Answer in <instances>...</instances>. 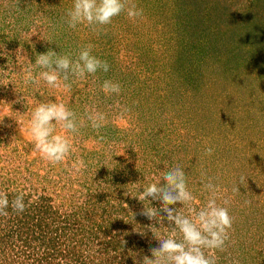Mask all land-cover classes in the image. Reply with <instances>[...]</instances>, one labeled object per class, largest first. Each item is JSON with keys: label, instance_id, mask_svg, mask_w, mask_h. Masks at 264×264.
<instances>
[{"label": "rangeland", "instance_id": "rangeland-1", "mask_svg": "<svg viewBox=\"0 0 264 264\" xmlns=\"http://www.w3.org/2000/svg\"><path fill=\"white\" fill-rule=\"evenodd\" d=\"M73 4L0 0V191L10 201L23 192L27 206L0 215V264H143L159 244L152 231L171 228L141 214L160 202L136 197L175 165L191 207L206 203L209 179L228 201L233 224L211 250L216 264H264V0H129L142 16L122 12L97 31L68 26ZM87 44L108 72L73 78L70 91L25 84L37 54L75 59ZM105 80L120 94L105 95ZM49 100L84 121L58 164L35 150L29 127L31 109ZM93 107L107 117L98 130L85 115ZM77 158L86 167L73 174Z\"/></svg>", "mask_w": 264, "mask_h": 264}, {"label": "clouds", "instance_id": "clouds-1", "mask_svg": "<svg viewBox=\"0 0 264 264\" xmlns=\"http://www.w3.org/2000/svg\"><path fill=\"white\" fill-rule=\"evenodd\" d=\"M125 11L132 20L143 15V9H138L135 4L129 6V0H74L73 7L67 12V23L72 29L84 24L97 31L111 24L115 17ZM93 48L92 44L82 47L75 59L71 54H57L51 48L37 54L35 63L29 61L27 68L23 70L25 84L39 85L44 81L49 87H63L65 91H70L69 81L73 78L84 79L86 74L108 72L109 63L94 55ZM34 68L40 69L36 75L33 74ZM101 90L105 95H119L121 85L112 80H105ZM85 115L91 127L96 130L103 127L107 120L106 115L94 107L86 109ZM83 123V120L78 122L77 114L63 102L53 100L40 102L31 109L29 121L35 150L51 164L64 162L75 150L72 134L78 133ZM57 126L62 130L60 133L56 132ZM212 152L211 147L206 149V154L211 155ZM85 167L84 160L77 158L72 162L70 171L73 174L79 173ZM162 181L163 184L152 183L144 187L136 197L141 202L146 200L160 202L159 209L144 204L141 214L151 221H159L161 227L166 219L171 228V234L164 238L157 236L151 229L159 244L150 249L152 258L143 257V264H216L211 250L223 249L233 224V217L225 206L228 201L224 200L223 204L217 202L219 186L209 179L203 185L208 193L206 203L196 209L191 207L195 197L187 186L186 173L179 165L166 168L162 173ZM233 191H239V188H234ZM177 204L182 207H173ZM185 206H188L187 215L184 214ZM9 207L14 212L23 213L27 207L24 193L17 194L10 201L8 193L0 191V215L8 216ZM177 232L180 235L179 239Z\"/></svg>", "mask_w": 264, "mask_h": 264}, {"label": "trees", "instance_id": "trees-1", "mask_svg": "<svg viewBox=\"0 0 264 264\" xmlns=\"http://www.w3.org/2000/svg\"><path fill=\"white\" fill-rule=\"evenodd\" d=\"M245 27V26H244ZM247 27V26H246ZM264 50V47L263 46H260V50ZM4 241H1V243H3Z\"/></svg>", "mask_w": 264, "mask_h": 264}]
</instances>
